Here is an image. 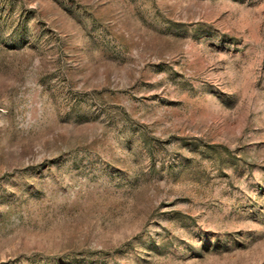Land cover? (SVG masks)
I'll use <instances>...</instances> for the list:
<instances>
[{"label": "rangeland", "instance_id": "rangeland-1", "mask_svg": "<svg viewBox=\"0 0 264 264\" xmlns=\"http://www.w3.org/2000/svg\"><path fill=\"white\" fill-rule=\"evenodd\" d=\"M0 264H264V0H0Z\"/></svg>", "mask_w": 264, "mask_h": 264}]
</instances>
